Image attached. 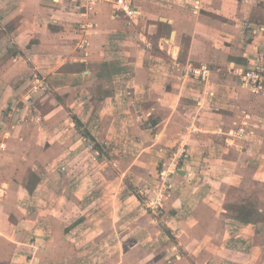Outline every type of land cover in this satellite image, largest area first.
<instances>
[{"label":"crops","instance_id":"1","mask_svg":"<svg viewBox=\"0 0 264 264\" xmlns=\"http://www.w3.org/2000/svg\"><path fill=\"white\" fill-rule=\"evenodd\" d=\"M136 3L135 27L105 3L84 15L57 0H0V264H89L73 241L110 182L94 165L127 143L139 178L129 187L167 178L168 194L157 210L134 191L112 204L103 226L120 249L105 264H264V91L229 70L264 47V0ZM70 18L96 23L87 54ZM189 62L208 64V77L185 73ZM117 77L130 90L117 92Z\"/></svg>","mask_w":264,"mask_h":264},{"label":"rangeland","instance_id":"2","mask_svg":"<svg viewBox=\"0 0 264 264\" xmlns=\"http://www.w3.org/2000/svg\"><path fill=\"white\" fill-rule=\"evenodd\" d=\"M66 1L67 0H57L58 3L59 2L63 3V10L65 12H70V10L72 9L71 8L72 3L69 0L67 2ZM66 20H68V22L73 24V25H70L71 27H73L72 31L74 29L73 34L75 32L79 34L78 32L81 31V30H78L80 26L79 24L80 19L70 18ZM93 29L97 31L96 26ZM81 36L82 35H80V37H75V38L73 37L75 41L74 44L75 46H77V48H79L80 46L78 42ZM89 45H90V42L85 47H80L79 49H82V51L85 54H87L86 52L88 50ZM92 68L95 70V72L104 71L106 73H111L112 71L114 73V69L106 71L107 66H105L104 68L103 65L102 66L92 65ZM229 70L233 71L232 68H229ZM128 79L129 81L132 80L130 78ZM113 80H114L113 84L117 85L115 86L117 88V92L119 91L123 92V90L125 89L130 90L133 84V81L131 82L120 81L118 80V77ZM118 82H120V84H118ZM43 85H45V83ZM87 103H90V100ZM123 146L125 148L124 150H122L119 145L115 146L118 151L111 157V161L108 159H105V160L103 159V160H99L94 165L93 172L98 174L96 175V177L103 179V177L106 178V175L108 174L110 182L107 183L105 180L104 185L100 186V190L95 192L94 195L96 197V205H97V207H95V211L93 210V212L90 213L91 212L90 210L89 211L90 214L88 215V218H87V215L85 214H83L80 217V220H81L80 224L82 223V221L90 222L92 224H86L84 222V224L88 226L89 229L88 228H83L82 230L80 229L82 232L81 233L79 232V234H77L78 237L76 238V240L73 241L76 244V249L88 250V252H90L88 253L90 254L89 260L91 261L89 264H93L95 262L96 264H105L104 262L107 260V258H109L108 255H111L113 251H117L120 249L119 242L116 239L117 229L114 228L113 225H111L109 228H107L106 226L105 227L103 226L105 221H107L108 219L113 221L112 218H114L115 214L113 212L114 207L112 206V204L114 205L120 204V200H122L121 201L122 203L123 201H125L127 204H131V202L129 201V196L132 194V191H134L136 193L140 192L143 195V199L140 202V207H141V205L143 204H150L151 203L150 198L154 197L158 193L159 189H161L162 187L166 188V185H165L166 178H162L161 179L162 184L160 185L159 188L157 187V184L150 186L148 185V183H145L144 185L140 184V186H137V190L133 189L135 186L131 189L129 187V184L135 185V182L138 183L139 178H138V175L135 173L136 171L135 167H133L136 162L130 161L127 158L129 155H134L135 153L134 151L136 147L134 143H130V144L127 143V144H124ZM116 155L121 156V158H124V160L118 161L116 159H113V157ZM108 170L110 173L108 172ZM113 170L116 171L117 174H114ZM122 174H124V177L121 178ZM101 183H103V180ZM105 185H111V186L108 188V187H104ZM118 190H119V193H118ZM151 191H153L155 195H153L154 193H150ZM116 193H118L119 200L118 198L115 197ZM109 200L111 202V209H107V208L105 209ZM131 207H133V205ZM78 216H80V214H78ZM90 218H92L91 220L93 221H91ZM86 220H89V221H86ZM70 235H68L65 239V241H67L68 243H70V237H69Z\"/></svg>","mask_w":264,"mask_h":264},{"label":"built area","instance_id":"3","mask_svg":"<svg viewBox=\"0 0 264 264\" xmlns=\"http://www.w3.org/2000/svg\"><path fill=\"white\" fill-rule=\"evenodd\" d=\"M68 1V0H67ZM77 11H80L81 14L87 15L92 11H96L95 7L100 3L108 4L111 7V14L114 18L122 19L125 24L137 26L142 15V10L139 5L136 3V0H69ZM73 8V9H74ZM74 9V10H75ZM80 26L78 30H85V34L81 36L78 44L79 47H85L89 44V36L91 32L87 29H92L96 26V23L87 22L86 20L79 22ZM140 39L149 46V39L146 35H141ZM233 71L238 76V81L242 86L249 87L252 91L260 93L264 91V47L258 49L255 62L249 67L241 68L239 70L234 69ZM210 72V67L208 64L202 63L200 65H195L191 62L187 63L185 66V73L192 74L195 77L207 78ZM18 108L10 106L7 116L13 117L14 113ZM244 118L247 120L251 118L250 114H245ZM248 121L243 120L236 128V131H233V135L236 138H244L245 134L248 132ZM107 143V142H106ZM2 144V143H1ZM186 151V150H184ZM183 155V153H182ZM167 178L165 181L167 182ZM166 188L162 187L159 189L158 193L150 198L151 203L148 204L151 207L160 209L163 206V199L167 196V185ZM4 195V192H0V196Z\"/></svg>","mask_w":264,"mask_h":264}]
</instances>
